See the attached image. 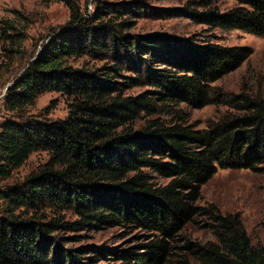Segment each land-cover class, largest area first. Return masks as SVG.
Here are the masks:
<instances>
[{"label": "trees", "instance_id": "trees-1", "mask_svg": "<svg viewBox=\"0 0 264 264\" xmlns=\"http://www.w3.org/2000/svg\"><path fill=\"white\" fill-rule=\"evenodd\" d=\"M54 1L72 9V0ZM229 1L224 10L213 0L194 1L178 14L264 38V0ZM82 21L72 15L70 24L79 27L75 44L57 35L6 89L0 264H264V246L251 243L238 215L198 205L202 186L219 169L264 175V97L228 95L214 85L248 60L251 48L130 35ZM85 53L109 63L89 70L66 61ZM141 86L150 90L125 93ZM47 92L66 97L63 119L30 113ZM183 106L227 112L198 129ZM36 152L46 161L6 184ZM68 212L74 220L62 215ZM198 219L214 241L185 235ZM101 228L133 230L135 242L79 244L77 233Z\"/></svg>", "mask_w": 264, "mask_h": 264}, {"label": "rangeland", "instance_id": "rangeland-1", "mask_svg": "<svg viewBox=\"0 0 264 264\" xmlns=\"http://www.w3.org/2000/svg\"><path fill=\"white\" fill-rule=\"evenodd\" d=\"M194 1L199 0H72L70 9L54 0H0V122L8 118L3 105L6 89L24 72L43 46L57 35L65 36L67 41L75 44L74 38L78 36L79 27L78 23L70 24L72 15L82 16L84 21L81 24L87 27L99 23L110 24L130 35L159 33L174 39L251 48L253 53L248 60L214 85L228 95L247 92L264 97V38L241 31L211 29L178 14L186 4ZM213 2L221 10L233 5L229 0ZM66 61L73 67L89 70L99 69L109 63L101 56L88 53L75 54ZM122 74L130 75L128 72ZM148 90L143 86L132 87L125 93L135 96ZM67 105L68 101L63 95L47 92L38 96L30 113L45 120L63 119L67 115ZM183 110L189 124L198 129L205 128L208 122L216 121L227 112L224 106H206L201 109L183 106ZM46 159L43 152L33 153L13 173L12 179L5 183L21 180ZM210 204L224 214L238 215L251 243L264 246V175L249 170H217L202 186L198 201L200 206ZM62 215L71 221L75 219L70 212ZM196 221L186 228L185 235L200 242L214 241L209 230L202 227L203 219ZM76 236L79 244L116 248L134 244L136 232L101 228L81 231Z\"/></svg>", "mask_w": 264, "mask_h": 264}]
</instances>
